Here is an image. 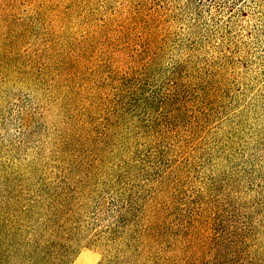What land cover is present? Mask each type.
<instances>
[{
	"label": "rangeland",
	"instance_id": "1",
	"mask_svg": "<svg viewBox=\"0 0 264 264\" xmlns=\"http://www.w3.org/2000/svg\"><path fill=\"white\" fill-rule=\"evenodd\" d=\"M123 194L122 250L152 226L158 264H264V0H0V264L66 227L68 264H101L97 196Z\"/></svg>",
	"mask_w": 264,
	"mask_h": 264
},
{
	"label": "trees",
	"instance_id": "2",
	"mask_svg": "<svg viewBox=\"0 0 264 264\" xmlns=\"http://www.w3.org/2000/svg\"><path fill=\"white\" fill-rule=\"evenodd\" d=\"M134 89L130 91H125L123 88H121V92L125 97H128V95H133ZM114 108L117 107L116 105L113 106ZM74 189V188H73ZM129 194H123L122 196L114 197V196H103L98 195L95 205V212L97 215H103V219H106L109 221V227L112 229L113 234H118V238H114V243L116 242L118 245L114 248V253H108L104 260H102L101 264H158L157 257L151 252H149L152 248L151 243H156V236L154 228H145L142 230V232L139 233V230L142 227H139L137 229L138 237L133 236V241L138 244L137 248H140L139 252L135 248L132 250L128 247V250H122V247L127 241V233L128 225H130L129 221L131 218H134L136 216V205L134 201H132L131 198H128ZM67 197H62L60 201L61 207L63 205L67 204ZM65 199V200H64ZM87 203H90L88 201ZM91 204H84L82 208H87L89 212ZM94 212V213H95ZM55 217V219H54ZM101 217V216H100ZM62 218L68 220V214H62L61 211H57L56 215L55 212H53V216L51 218V221L55 224H57L58 219ZM97 219V218H96ZM98 220V219H97ZM133 225L136 222H132ZM196 221H193L191 223L192 225H189L188 227H184L183 235L179 233V235L174 239V250H178L181 247L187 250V248L191 247L193 242V233L192 228H195ZM54 224V225H55ZM66 226V225H65ZM67 231L65 230L63 233L58 228L54 229L53 232L49 236H45L43 240H47V244L42 245V243L39 242V237L35 240H29L27 239L26 235H23L21 237V242L19 244V255H21V261H19L16 264H68L70 263V260L72 258V252L71 247L69 246V241H75L73 229H70L68 227ZM197 229V228H195ZM75 230V229H74ZM149 230V231H148ZM147 231L146 238L142 237L143 233ZM190 232V234L186 233ZM120 233V234H119ZM120 235V236H119ZM221 235V234H220ZM222 239V237H221ZM220 240V238H219ZM204 243V242H203ZM202 243V244H203ZM127 244V243H126ZM182 244L181 247H179ZM200 244L199 246H201ZM48 246H54L55 251L49 253L48 252ZM128 246V244H127ZM195 246V244H194ZM206 247L205 245H202L201 247H195V251H199V255L202 257L199 258L195 253L190 252L186 253L184 255H175L178 256L177 260L173 262V264H226L223 261V252L221 250V247H209L208 252L209 254L204 255L203 252L205 251ZM145 248V249H144ZM199 248V249H198ZM151 253V254H150ZM157 253V252H156ZM148 257V258H147ZM164 261L167 263V258H164Z\"/></svg>",
	"mask_w": 264,
	"mask_h": 264
}]
</instances>
